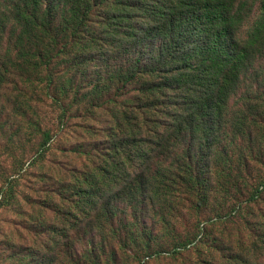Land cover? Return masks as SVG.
<instances>
[{
  "label": "trees",
  "instance_id": "1",
  "mask_svg": "<svg viewBox=\"0 0 264 264\" xmlns=\"http://www.w3.org/2000/svg\"><path fill=\"white\" fill-rule=\"evenodd\" d=\"M254 6L249 0H0V92L12 103L7 117L37 141L28 158L1 148L0 209L19 206L20 182L53 140L42 115L9 98L11 79L33 90L36 81L27 74H41V98L33 103L55 113V136L76 128L81 139L65 152L83 165L38 174L44 199L26 200L30 215L46 211L59 220L48 232L87 238L60 264L160 258L264 264L263 211L257 221L246 220V231L210 239L229 218L254 216L251 207L264 197V146L249 148L256 156L241 148L232 154L229 140L264 137V113L253 112L264 107V95L257 105L230 108L243 77L264 57V0L240 36ZM10 48L13 56L6 55ZM11 66L24 70L25 81ZM96 122L106 126L102 132ZM19 134L17 127L13 135ZM8 160L10 171L3 167ZM192 213L194 221L183 225Z\"/></svg>",
  "mask_w": 264,
  "mask_h": 264
},
{
  "label": "rangeland",
  "instance_id": "2",
  "mask_svg": "<svg viewBox=\"0 0 264 264\" xmlns=\"http://www.w3.org/2000/svg\"><path fill=\"white\" fill-rule=\"evenodd\" d=\"M249 1L255 5L254 12L242 27L240 33L241 37L247 36L249 29L258 15L259 0ZM8 31L9 29L7 32ZM5 49L7 48L4 46L2 54L6 53ZM13 52L14 50L10 48L6 55L13 56ZM10 68L12 74L21 76L23 81H25V73L21 67L11 66ZM27 77H31V81H36L34 83V89L32 90L29 88V83L23 84L17 79H11L13 84L8 88V91H11L9 98L17 97L22 111H26L27 107L31 105L33 110H36V113L39 114V118H41L40 116L42 115L43 121L45 119L44 126L51 129L53 140L44 160L20 182L18 187L19 206L0 209V264H60L59 262L61 259L64 258L68 262L70 261V256L74 257L77 255L79 249L82 250V242L87 238H84V236H82L83 238H59V236L53 234L52 231L48 232L47 228L52 226V224L58 223L59 220H52V215H46V211L41 214L30 215L26 200L29 202L41 203L42 199H44L41 195V190H43L44 186L43 182L38 178V174L42 172L50 174L55 166H59L63 168V170H66L68 168H80L83 165L82 159L73 155H68L65 152V149L67 150L70 148L69 146H73V144L81 139L74 135V130L76 128L73 130L71 128L68 132L55 136L57 134V123L54 124L55 113H51V111L42 107L38 108V104L33 103V101L41 98L37 87L39 86L38 81L42 79V75L40 74L38 77V75L29 76L27 74ZM261 95H264V57L258 58L249 69L247 75L243 77L238 93L230 100V108L232 110H237L239 107L243 106L242 104L244 102L255 105ZM7 99L8 95L0 92V160L4 158L1 157L3 154L1 148L5 146L12 149L17 156L21 157L24 154L23 157L28 158L36 150L37 141L29 142L27 137L23 135L24 129L23 126H21L22 123L20 122L19 126H16V122L13 118L7 117L12 104L6 102ZM253 112H257L258 114L264 113V107L259 106L258 110H253ZM75 122L78 123L79 121ZM97 124L99 123L96 122L95 129L97 131L102 132L106 127L104 124ZM17 127L21 132L19 136L13 135ZM254 131L256 130L254 129ZM1 132L5 134H1ZM246 136L247 135H240L231 138L229 135V140L231 139L232 143L231 147L234 146L231 151L232 154H239V148H241L244 155L256 156L257 152H251L249 148L255 145L257 149L258 144H260L259 147L264 146V137L260 140L249 142L244 139L247 138ZM225 139L226 144H228V139ZM10 165V161L8 160L4 162L3 167L10 171ZM120 208L121 217L124 216L126 210L122 206ZM30 209H36V207L33 206ZM250 211L254 212V216L246 213L242 218H229L224 227H216L214 231L212 229L210 239H216L219 233H224L225 237L223 238L229 239L230 236L233 237V235L235 236V234L241 232L238 231L240 229H242L243 232L246 231L248 228L245 224L246 220L253 222L257 221L258 217H260L259 212H264V197L260 203L256 206H252ZM46 216L48 219H46ZM205 216L207 217L209 215ZM193 221L194 214H187L183 225H190ZM57 228H59V226ZM39 231H41V233H39ZM158 239L165 240L168 239V237L165 236L164 238L160 237ZM165 263L166 261L160 258L159 260H154L151 264Z\"/></svg>",
  "mask_w": 264,
  "mask_h": 264
}]
</instances>
